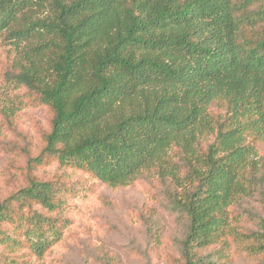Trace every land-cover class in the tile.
<instances>
[{"label": "trees", "instance_id": "16d2710c", "mask_svg": "<svg viewBox=\"0 0 264 264\" xmlns=\"http://www.w3.org/2000/svg\"><path fill=\"white\" fill-rule=\"evenodd\" d=\"M47 5L50 18L27 13ZM1 38L17 56L9 80L54 113L32 163L56 158L111 187L155 169L184 220L180 264H226L229 238L264 264V196L258 228L231 216L264 190V0H0ZM33 203L62 204L31 178L0 203V245L41 258L62 228L25 215Z\"/></svg>", "mask_w": 264, "mask_h": 264}, {"label": "rangeland", "instance_id": "374dc122", "mask_svg": "<svg viewBox=\"0 0 264 264\" xmlns=\"http://www.w3.org/2000/svg\"><path fill=\"white\" fill-rule=\"evenodd\" d=\"M27 13L33 18L53 16L49 5L33 6ZM252 32L247 28V33ZM16 59L13 42L1 38L0 203L28 185L31 178L50 181L62 202L60 209L48 213L33 203L24 213L38 209L58 217L62 233L41 258L25 245L14 250L0 245V264H180L184 220L173 208L168 188L155 169L125 186L111 187L84 169L61 166L56 158L41 164L30 161L45 146L54 113L36 93L9 80L16 71ZM223 111L219 103L212 104L215 117ZM255 145L260 176L264 177V141H255ZM263 196L264 190L256 191L231 207L236 226L258 228ZM6 228L12 237L24 240V228L15 234L13 225ZM228 244L226 264H262L233 238Z\"/></svg>", "mask_w": 264, "mask_h": 264}]
</instances>
